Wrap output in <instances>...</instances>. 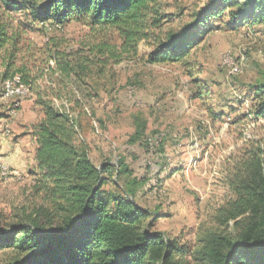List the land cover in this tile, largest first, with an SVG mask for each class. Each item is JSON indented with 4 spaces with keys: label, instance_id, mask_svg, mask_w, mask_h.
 <instances>
[{
    "label": "rangeland",
    "instance_id": "obj_1",
    "mask_svg": "<svg viewBox=\"0 0 264 264\" xmlns=\"http://www.w3.org/2000/svg\"><path fill=\"white\" fill-rule=\"evenodd\" d=\"M48 1L0 0V38L7 40L0 63L14 53L16 65H24L33 78L30 93L18 105L4 96L0 83L1 231L30 221L51 200L37 169L33 130L45 117L40 92L58 90L60 99L41 97L77 120L75 142L92 162L118 166L124 159L132 170V177L112 176L104 189L121 195L133 177L142 180L133 200L156 218L154 229L176 238L187 264H210L198 252L209 235L238 231L237 219L227 218L222 209L238 197L232 183L247 174L242 164L264 148V117L258 115L261 100L255 89L264 80V23L236 25L238 8H225L193 29L187 56L152 63L153 36L182 35L183 26L195 15L206 16L215 0H164L168 17L162 27L151 28L150 39L141 41L136 52L112 58L97 47L115 48L121 42L115 30L91 28L74 17L62 25L54 18L35 20L32 10ZM59 54L87 64L80 79L73 73L61 81L54 70ZM239 62L241 70L230 73ZM137 120L144 122L145 132L131 143ZM19 255L14 245L1 246L0 264Z\"/></svg>",
    "mask_w": 264,
    "mask_h": 264
},
{
    "label": "trees",
    "instance_id": "obj_2",
    "mask_svg": "<svg viewBox=\"0 0 264 264\" xmlns=\"http://www.w3.org/2000/svg\"><path fill=\"white\" fill-rule=\"evenodd\" d=\"M213 7L207 17L195 15L192 22L185 24L182 35L170 31L163 37L155 34L149 61H180L190 51L193 29L209 17L219 16L225 8H238L236 25L264 23V0H215ZM165 9L164 0H49L41 9H33L32 15L41 22L54 18L60 25L74 17L85 20L91 28L115 30L121 40L115 48L105 43L97 47L99 54L112 58L136 52L141 41L149 40V30L160 29L162 20L168 17ZM6 43V38H0V50ZM14 55L4 56L0 63V83L19 75L31 87L33 78L24 65H16ZM54 62L62 82L73 73L80 79L88 67L85 62L69 60L61 54ZM262 81L255 89L261 100L258 115L264 117ZM51 92L38 94L45 117L33 130L37 169L51 200L40 206L30 221L15 224L10 231L0 229V247L14 245L20 251L17 258L4 264H187L184 248L176 238L170 239L165 232L154 229L156 218L152 219L151 212L133 200L142 180L133 177L131 188L121 195L104 189L112 176L128 173L132 177V170L124 159L118 166L108 162L96 166L86 149L75 142L79 133L77 120L44 99L62 97L58 90ZM144 132V122L137 120L129 142L136 143ZM242 167L247 174H238L232 183L238 197L222 209L227 218L237 219L238 231L228 236L209 235L198 252L202 261L264 264V148L259 146L254 158Z\"/></svg>",
    "mask_w": 264,
    "mask_h": 264
},
{
    "label": "built area",
    "instance_id": "obj_3",
    "mask_svg": "<svg viewBox=\"0 0 264 264\" xmlns=\"http://www.w3.org/2000/svg\"><path fill=\"white\" fill-rule=\"evenodd\" d=\"M242 60L245 59V56H242ZM242 68V62L238 64H234L231 67L230 73L239 72ZM2 91L6 98H12L15 100V104L18 105L22 98L27 96L30 93L29 87L22 82V79L19 75L14 76L13 78H8L1 82ZM150 144H152V140H150ZM5 170L6 167L3 166Z\"/></svg>",
    "mask_w": 264,
    "mask_h": 264
}]
</instances>
